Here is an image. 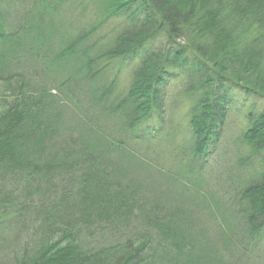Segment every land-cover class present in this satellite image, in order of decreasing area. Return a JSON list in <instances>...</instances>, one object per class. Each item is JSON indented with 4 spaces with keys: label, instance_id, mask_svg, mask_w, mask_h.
Listing matches in <instances>:
<instances>
[{
    "label": "trees",
    "instance_id": "obj_1",
    "mask_svg": "<svg viewBox=\"0 0 264 264\" xmlns=\"http://www.w3.org/2000/svg\"><path fill=\"white\" fill-rule=\"evenodd\" d=\"M15 2L20 16L9 13L8 0H0V83L16 86L10 93L15 99H5L0 113V176L5 186L19 185L24 193L47 186L53 198H40L42 238L26 248L33 253L13 264H218L216 258L219 264H264V111H249L242 137L259 156L256 174L244 179L243 170L234 184L233 169L223 173L222 189L235 186V192L215 203L224 221L209 228L216 242L212 250L186 230L182 208H170L168 217L151 216L150 208L158 201L150 196L157 180L173 187L200 175L209 186L205 163L236 105L233 91L264 98V0ZM65 7L75 18L62 19ZM114 21L120 24L111 40L92 42ZM59 35L61 50L55 55L52 45ZM48 47L51 57L69 62L71 70L57 69ZM132 56L137 65L124 93H116V80H106L109 66L101 77L94 73L103 61ZM32 66L39 73L62 70L56 77L64 78V89H57L72 100L76 123L66 119V99L47 84L30 88L24 74L32 73ZM177 77L189 80L188 141L176 113L162 112L163 90ZM82 80L91 81L93 90L75 93L71 83ZM117 133L125 139L118 141ZM140 137L163 138L172 150L160 146L125 156L124 147ZM187 182L197 188L195 181ZM14 196L0 201V244L22 211H33V197L20 205ZM96 231L108 232L113 242L94 246L89 234ZM120 233L124 237L115 240Z\"/></svg>",
    "mask_w": 264,
    "mask_h": 264
},
{
    "label": "rangeland",
    "instance_id": "obj_2",
    "mask_svg": "<svg viewBox=\"0 0 264 264\" xmlns=\"http://www.w3.org/2000/svg\"><path fill=\"white\" fill-rule=\"evenodd\" d=\"M15 5V0H8L7 8L10 10L9 13L11 14L12 12L13 15H22V8ZM68 7L64 8V12L61 15L62 19L66 21L68 18H75L74 11L65 12V10H68ZM87 16H91L92 19H94L95 17L93 11L91 14L90 10L88 11ZM66 21H63V23H65ZM119 24L120 22L114 21L111 27H105L103 28V30H99L96 33L97 35L95 36V38L92 39V42L98 43L100 46L102 43L111 40L113 36H115V32L118 29ZM17 28V26L13 27L14 32ZM113 30L114 33L112 34ZM59 37L62 38L61 35L57 36L54 40V45H52L55 48L54 51H56L55 55L58 54L61 50L60 47H58V44L60 43ZM181 43L184 44V42ZM46 50L49 54H47L48 58H50L51 61L54 62V65L57 69H62V66L68 69L69 66H71L69 62L56 60L54 59V57H51L54 56V53L53 51L51 52V50H49V47ZM133 57L134 56L128 58L126 62L117 60L114 63L112 62L110 64L109 62L103 61L101 65L98 64L99 66L95 67L94 73H101L102 69H104V66H109V68L107 69V73L105 74L106 80H108V82L116 80V93H124L129 86L130 74L134 71L137 65V61ZM31 68H34L31 69L33 70L32 73L29 72L27 74H24L25 76H28L29 85L32 86L30 88L38 89L40 85L47 84V87L53 89V94L62 96L66 99L65 101L67 102L65 107L66 109H68V116L66 119L70 120L72 123L73 121L76 123L79 119H77L78 114H76V109L74 110L73 108L72 100L62 93L61 95L59 89H57V87H60V91H63L64 89L62 86H60L63 83L62 79L64 78L60 79L56 77L62 74V70H57L58 72H55V70H50V73H39L38 71H34L36 70L34 66H32ZM69 70H71V68H69ZM31 75L32 77H30ZM99 76H103V73H101ZM188 82L189 80H187L186 77H177L165 87V89L163 90V96L165 95L164 98L166 102L164 104L165 108L162 111L166 115L169 113H176L177 123H180L179 127L182 130V133H184V139L186 138L185 140L187 141L188 139H190V137L188 134H185L187 133L185 130V120L188 121L187 116L188 113H190V109L192 106L189 99L190 97L186 93V91H188ZM91 83L92 82L89 80L87 82L82 80L81 82H78L76 86L74 85V82H72L71 87L72 90L75 91V93L78 92L80 88H82V90H85V92L87 93L90 90H93V87L90 86ZM14 87H16L14 84L12 87H9L5 84L0 83V113L4 108H6L4 107L6 105L5 99H9L12 101L15 99H13V96L10 95L11 90L13 91L15 89ZM233 94H235L236 105L231 108V111L227 115L225 126L222 131L223 134L221 135L220 140L217 142V144L211 149L213 151V154L208 157L205 163L206 169L208 170L204 171L203 174L207 177L206 183L209 184V186H206L205 181L200 178V175H193L191 178L186 179L185 181L180 180L181 185L179 183H176V185L172 187L169 182H165L164 180H157V183L155 185L151 184L150 187V189H152V195L150 196L155 200H158L154 204L150 203L152 205L150 206V208L153 209V213L151 214V216L159 215L160 217H168L167 214L169 215L170 212L168 210L170 208H182L184 210V213L186 214L185 218L189 222L188 225L185 224L187 226L186 230H188L191 235L195 234L200 238L202 237V244L206 246L207 250H212L214 244L216 246V242L210 239L209 228H212V230H214L213 226H216V224L224 221V216L221 215L219 211H217L215 203L219 201L220 198L223 199L228 194L235 192V186L227 185L226 189L228 192L224 190V187H222L221 181L223 179L226 180V178L223 177V173H225V171H230V169H233L232 174L235 176V178H233L232 183L237 184L236 181L238 182L240 180V176L244 175L243 170L245 172V175H247V177L245 176L244 179L255 175L256 173L253 171V166L258 163L255 162L256 158H258L259 156L256 157L250 149L243 145L242 137L245 129L247 128V114L251 109L255 110L257 113L263 112L264 98H249L248 94L240 90L233 91ZM16 95H19L17 91ZM113 116L116 117V115H112V117ZM179 120L182 122H179ZM116 137L118 138V141H122L126 136L123 134H118L116 135ZM136 139L137 140H134L133 142H128L126 147H124L123 152L125 156H129L128 153H132L134 155L152 153L160 146L163 148H170L172 150L171 145L167 144V142L163 138L147 139L140 137V139ZM115 157L116 156L112 157L113 160H116L114 159ZM133 164L136 167L139 166L137 165L138 161L133 162ZM223 165L224 169L222 168ZM2 179L0 176V201H3L5 197H8L11 193H13V196L15 194V198L13 197V199L20 205L27 203L25 201H29L31 195L27 193H31V197H33V211H22L20 216L21 219H19L20 221L18 220L19 222L15 226L6 229V231L3 233V239L0 244V264H13V262L17 260L16 258H23L27 254L31 255L34 250L30 249L36 242L39 241V239L42 238L43 220H37L38 214L36 209L38 208L39 203L43 202L40 200V198L50 199L53 197L51 193H48L49 188H47V186H43L42 188L35 187L34 189H32V191L24 193V190H22V187H20L19 185L13 186V184L10 183L8 187L5 186L2 183ZM234 179H236L235 182H233ZM187 180L195 181L196 186L197 188H200V191L197 188L193 189L192 187H190L189 182H187L188 184H186ZM1 184H3V187L1 186ZM14 187H18L16 191V188ZM184 189H186V191H184ZM183 192H185V194H183ZM139 196L143 200L144 196L142 195V193H140ZM159 202L164 204H161ZM157 203H159V205H161L163 208H161V206L159 207ZM81 232H83L84 234V229ZM126 233L128 234V232H123V235L126 236ZM93 234H89V238L92 239L94 246L98 244L107 245L108 243L113 242V240L111 239L112 235H110L106 231H96ZM123 235L121 233L117 234L114 239H120V237ZM55 236V238H57L59 234ZM83 239L88 238L83 237ZM27 247H30L28 251H26ZM216 259L218 264L221 263L220 259Z\"/></svg>",
    "mask_w": 264,
    "mask_h": 264
}]
</instances>
